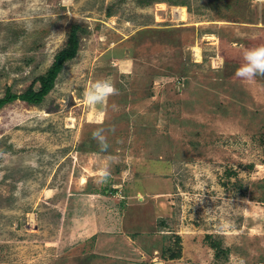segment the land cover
<instances>
[{
    "label": "rangeland",
    "instance_id": "374dc122",
    "mask_svg": "<svg viewBox=\"0 0 264 264\" xmlns=\"http://www.w3.org/2000/svg\"><path fill=\"white\" fill-rule=\"evenodd\" d=\"M74 25L0 108V264H264V0H0V98Z\"/></svg>",
    "mask_w": 264,
    "mask_h": 264
},
{
    "label": "clouds",
    "instance_id": "9594fccd",
    "mask_svg": "<svg viewBox=\"0 0 264 264\" xmlns=\"http://www.w3.org/2000/svg\"><path fill=\"white\" fill-rule=\"evenodd\" d=\"M236 77L242 80H253L258 75H264V45L256 46L249 49L243 57V63L235 72ZM118 89L108 79L97 80L91 83L84 92V99L89 105H100L105 103L111 95L117 94ZM93 137L100 141V148L103 150L107 147L101 131L98 129L93 132ZM107 166L99 172L97 182L103 183L109 176Z\"/></svg>",
    "mask_w": 264,
    "mask_h": 264
},
{
    "label": "trees",
    "instance_id": "16d2710c",
    "mask_svg": "<svg viewBox=\"0 0 264 264\" xmlns=\"http://www.w3.org/2000/svg\"><path fill=\"white\" fill-rule=\"evenodd\" d=\"M79 29L80 27L77 25L71 27L65 47L55 54L49 68L44 74L38 77V86L33 88L32 85H30L21 93L6 92V94L0 98V108L14 100H20L32 105L40 104L44 97L53 88L54 81L64 63L75 57L79 45Z\"/></svg>",
    "mask_w": 264,
    "mask_h": 264
},
{
    "label": "bare ground",
    "instance_id": "6f19581e",
    "mask_svg": "<svg viewBox=\"0 0 264 264\" xmlns=\"http://www.w3.org/2000/svg\"><path fill=\"white\" fill-rule=\"evenodd\" d=\"M175 11L179 12V18L184 19L185 13H184V8L183 7H176ZM177 18V17H176ZM81 182H84V179H81Z\"/></svg>",
    "mask_w": 264,
    "mask_h": 264
}]
</instances>
